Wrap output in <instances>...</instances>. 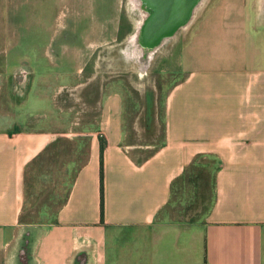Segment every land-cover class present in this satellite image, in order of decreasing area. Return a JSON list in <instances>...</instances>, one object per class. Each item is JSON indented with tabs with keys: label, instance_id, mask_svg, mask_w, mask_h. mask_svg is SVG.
Wrapping results in <instances>:
<instances>
[{
	"label": "crops",
	"instance_id": "obj_1",
	"mask_svg": "<svg viewBox=\"0 0 264 264\" xmlns=\"http://www.w3.org/2000/svg\"><path fill=\"white\" fill-rule=\"evenodd\" d=\"M201 9L177 51L179 77L165 97L166 132L155 151L130 152L149 144L125 143L123 96L104 93L103 82L60 88L78 99L89 87L87 102L102 108L96 131L20 128V113L17 125L0 126V264H264V0H213ZM8 53L0 50V90L15 109H31L36 82L40 100L44 94V68L33 65L31 52L11 66ZM154 103L148 92L136 125L156 140ZM60 134L91 135L89 155L56 220L22 222L27 169ZM99 134L106 141L103 214ZM205 152L216 157L217 182L206 218L161 216Z\"/></svg>",
	"mask_w": 264,
	"mask_h": 264
},
{
	"label": "rangeland",
	"instance_id": "obj_2",
	"mask_svg": "<svg viewBox=\"0 0 264 264\" xmlns=\"http://www.w3.org/2000/svg\"><path fill=\"white\" fill-rule=\"evenodd\" d=\"M209 2L213 0H206L202 6ZM201 8L193 19L195 23L202 14ZM135 16L131 0H0V50L9 51L11 66L23 54L31 52L33 65L40 66L39 69L43 67L45 71L40 76L45 81V88L41 98L44 103L38 104L39 109H33L41 101L37 82L31 93V109H24L26 105L15 109L6 102L1 88L0 126L17 125L14 119L20 113V128L68 132L73 127L75 131H96L102 108L87 102L85 97L89 87L82 89L78 99L69 87L60 88L77 82H89L91 88L103 82L104 93L119 91L123 96L125 143L149 144L144 148L130 149V152H139L144 157L155 151L163 143L165 97L173 81L179 77L176 71L177 51L195 23L183 29L145 67L138 58L127 60L122 52L127 45L126 40L134 32ZM95 71L99 73L97 78ZM100 72L105 76L103 79ZM141 74H144L146 87L139 79ZM2 79L5 76L0 75V82ZM148 92L153 101L155 99L156 140L150 139L152 135L149 132H140L136 125L141 111L142 115L145 114L143 100ZM5 112L7 116L2 115ZM60 137L65 139L59 141ZM99 139L101 142L105 140L101 134ZM90 140L89 134H60L30 164L26 173L27 199L22 222L56 220L57 211L69 193L77 170L89 155ZM215 160L214 153L205 152L197 156L192 166L187 167L183 183L177 185L161 216L184 222L206 218L217 191ZM3 252L0 246L1 256Z\"/></svg>",
	"mask_w": 264,
	"mask_h": 264
},
{
	"label": "water",
	"instance_id": "obj_3",
	"mask_svg": "<svg viewBox=\"0 0 264 264\" xmlns=\"http://www.w3.org/2000/svg\"><path fill=\"white\" fill-rule=\"evenodd\" d=\"M146 14L139 25L138 31H135L126 40L127 45L123 48V56L127 60H135L142 63L143 66H148L151 60L157 53L165 50L171 42L177 38L179 33L187 28L193 21L197 9L202 7L206 0H139ZM140 6L134 9L138 13ZM135 42L136 51L141 49L145 59L141 56H132L125 54V50L129 52L134 50L132 45V38ZM170 43V44H169ZM169 44V45H168ZM134 45V43H133ZM168 45V46H167ZM150 57V58H149ZM141 83L145 82L144 74L139 76Z\"/></svg>",
	"mask_w": 264,
	"mask_h": 264
},
{
	"label": "bare ground",
	"instance_id": "obj_4",
	"mask_svg": "<svg viewBox=\"0 0 264 264\" xmlns=\"http://www.w3.org/2000/svg\"><path fill=\"white\" fill-rule=\"evenodd\" d=\"M131 2H132V4H133V7H134V9L136 8V7H138V6H140L141 8H139L138 10V13L136 14L135 13V17H136V20H135V27H136V31H138V28H139V25H140V23L142 22V20H143V18H144V16H145V14H146V10L143 8V6H142V3H141V1H139V0H131ZM199 9H197V11H198ZM196 14H197V12H196ZM196 14H195V16H196ZM195 18V17H194ZM189 25H191V24H189ZM188 25V26H189ZM187 26V27H188ZM135 31V32H136ZM132 39V41H133V37L131 38ZM133 43H134V45H135V42L133 41L132 42V45H131V47L133 46V49H134V45H133ZM135 48H136V46H135ZM129 53L132 55V56H134L133 55V53H132V51L131 52H129L128 51V49L127 50H125V54L126 55H129ZM140 56H141V58H142V60L144 61V60H147V59H145V57H144V55H143V53L141 52V50H140ZM137 55H135L134 57H136ZM150 58V57H149ZM141 127V126H140ZM141 130V129H140ZM141 131H143V130H141Z\"/></svg>",
	"mask_w": 264,
	"mask_h": 264
},
{
	"label": "trees",
	"instance_id": "obj_5",
	"mask_svg": "<svg viewBox=\"0 0 264 264\" xmlns=\"http://www.w3.org/2000/svg\"><path fill=\"white\" fill-rule=\"evenodd\" d=\"M163 137L165 136V132H166V122H164L163 125ZM62 139H65L64 137H60L59 141H62ZM106 146V141H102L101 142V158H102V163H101V168H100V177H101V190H102V214H103V206H104V165H103V153H104V149ZM23 219V217L21 216V220Z\"/></svg>",
	"mask_w": 264,
	"mask_h": 264
},
{
	"label": "flooded vegetation",
	"instance_id": "obj_6",
	"mask_svg": "<svg viewBox=\"0 0 264 264\" xmlns=\"http://www.w3.org/2000/svg\"><path fill=\"white\" fill-rule=\"evenodd\" d=\"M132 30H133V29H132ZM133 31L135 32V29H134ZM134 32H133V33H134ZM133 33H131V34H133ZM132 47H133V46H132ZM132 50H134V51L132 52L134 56H135V55H137V56H140V55H141V54H140V50H141V49L138 48V51H136V49H135V45H134V49H132ZM26 68H27V67H25V66L22 67V68H21V72H22L23 75H26V81L28 80V82H29V81H30V74L28 73V71H27ZM28 82H23V86H24V87H27L26 84H27ZM19 89H20L19 92H22L21 94L23 95V93H24V89H23V87H20Z\"/></svg>",
	"mask_w": 264,
	"mask_h": 264
}]
</instances>
